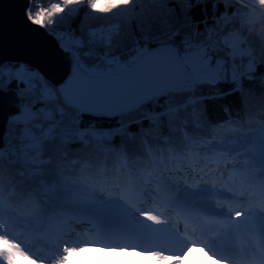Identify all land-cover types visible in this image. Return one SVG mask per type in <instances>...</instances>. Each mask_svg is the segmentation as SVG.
Segmentation results:
<instances>
[{"label":"trees","instance_id":"trees-1","mask_svg":"<svg viewBox=\"0 0 264 264\" xmlns=\"http://www.w3.org/2000/svg\"><path fill=\"white\" fill-rule=\"evenodd\" d=\"M226 7L233 18L226 24L222 21V27L230 30L233 23L245 30L253 27L249 0H231L227 6L221 2L219 11ZM171 8L174 13L168 12ZM236 8L242 10L238 15ZM189 16L197 21L211 18L212 0L193 5L190 11L180 2L134 0L108 16L90 12L83 3L55 18L47 31L75 29L86 42L77 58L80 66L89 75L101 76L118 73L143 52L164 45L180 55L186 43L197 39L191 35ZM165 18L171 27L162 23ZM200 27L204 30L203 24ZM253 31H264L259 19ZM186 34L191 37L187 42ZM208 55H215L211 48ZM236 55L239 59L238 51ZM261 69L264 65L251 73L254 80L244 78L243 92L234 90L231 82H194L188 91L167 92L110 117L82 114L60 99L67 134L47 142L42 155L36 153L27 163L5 161L0 169V235L40 249L47 235L61 240L60 234L75 233L71 213L85 218L84 210L92 206L94 197L114 196L135 210L155 211L176 199L178 187L186 191L194 181L214 188L226 185L229 192L264 208L257 183L264 172V152H248L264 135ZM88 224L93 234L86 236L96 239L95 223ZM104 235L113 242L122 236L118 230Z\"/></svg>","mask_w":264,"mask_h":264},{"label":"snow or ice","instance_id":"snow-or-ice-1","mask_svg":"<svg viewBox=\"0 0 264 264\" xmlns=\"http://www.w3.org/2000/svg\"><path fill=\"white\" fill-rule=\"evenodd\" d=\"M137 2L143 3L144 0H137ZM150 2L157 3L160 0H150ZM163 2L183 3L190 11L193 5L198 7L206 0H163ZM221 2L227 6L231 0H212L213 16L211 18L205 16L203 20L197 21L191 16L188 17L189 24L194 28L191 35L197 39L186 43L187 52L184 60L192 63L197 75H207L214 83L231 82L234 90L243 92L244 78L247 77L249 81L254 80L255 77L251 73L258 70V65H264V31L259 33L253 31L256 19L264 25V0H249L253 4L251 15L255 18L252 19L253 27L247 30L238 28L235 23L232 24L230 30L226 26H221L222 21L226 24L233 18V13L227 7L224 12L219 11ZM32 3L33 0H28L29 5ZM133 3L134 0H87L86 6L92 13L108 16ZM81 4H83L81 0H57V2L36 0L34 6L25 8L26 21L32 26L47 30L54 25L55 18L65 13L70 7L78 8ZM241 11L239 8L235 9L237 15ZM168 12L174 13L175 8L168 9ZM209 19L212 21L211 24L208 22ZM162 23L168 27L172 26L166 18L162 20ZM201 24L204 25V30L201 29ZM49 34L57 41L60 50L65 54H71L74 59L79 57L80 49L85 47L86 42L83 36H77L75 29L55 31ZM178 34L177 30L174 35ZM93 36H95L94 32ZM190 39L191 37L186 34L185 41ZM92 42L91 39L87 41L89 44ZM209 48L215 53L214 56L208 55ZM257 48H259V57L256 55ZM201 50L204 52L203 57L200 56ZM236 51L240 53L239 59H237ZM261 72V81L264 82V69H261ZM13 85L18 98V111L9 119L3 136L0 138V169L5 161L9 164H16L20 159L27 163L36 153L42 155L47 142L59 135L67 134V130L63 127L66 113L60 103L57 85L28 64L6 62L0 65V91H7ZM261 177H264V172L261 173ZM191 187L198 188L196 184ZM261 195H264V184L261 185ZM221 210L225 214L217 216V233L224 243V255H217L205 247H195L192 250L200 252L205 261L214 259L217 264H220L222 260L230 262L229 253L236 251L232 247L235 243L233 225L246 218L254 225L260 250L264 253V208H258L249 202V207L242 211L233 210L231 207ZM211 243L215 244V239ZM91 250L93 252L114 251L117 256L128 254L126 250L118 251L97 247H91ZM84 251H88V248H66L61 260L67 261V264H78L73 258ZM252 255H256L255 250ZM245 258L248 259L247 254ZM28 259L30 256L15 241L0 235V264H9L10 260L13 264H22ZM196 264H201V262L196 261Z\"/></svg>","mask_w":264,"mask_h":264},{"label":"rangeland","instance_id":"rangeland-1","mask_svg":"<svg viewBox=\"0 0 264 264\" xmlns=\"http://www.w3.org/2000/svg\"><path fill=\"white\" fill-rule=\"evenodd\" d=\"M185 53L186 49L182 51L179 58ZM183 66L186 71H188L187 65L183 64ZM194 82L214 83L207 75H205V78L201 81H196L194 79ZM252 144L253 146L248 151L249 153L251 151L264 152V135H261L260 138L258 137L255 143L253 142ZM257 183L258 186L261 187V185L264 184V177H260ZM191 184H196L198 188L190 187V189L185 191L182 190L183 187H178L177 197H175L177 199L171 203H165L166 205L157 206L155 211L148 208L135 210L114 196L110 198L94 197L95 199L93 200L92 206L84 210L86 219L81 217L83 215L79 217L71 213L70 216L73 219V226L76 230L75 233L65 232L60 234L62 237L61 240H56L54 236L47 235L46 241L40 249L37 248L35 244L30 243L23 245L17 242L20 248L30 256V259L23 261L22 264H67V261H62L61 257L64 255V250L66 248L73 247L77 249L88 248V251L81 252L79 256L73 258L78 264H165L166 262L162 260L161 256L164 252L167 253L174 247L172 244L174 240H167L168 229H170L174 238L178 239L179 243L183 245L189 244L187 238L190 241H197L196 233H200L202 235V240L199 242L205 247V237H209L208 240L210 242L213 241L214 238L211 239V235L209 236L201 230L192 228L191 224L193 223L190 216L182 215L179 217L169 206L176 200H179L180 195H192L190 198L194 200L193 202L195 205L193 204L192 206L196 211L192 210L193 213L191 214L200 217V212L203 210V212L207 214L206 220L210 219L211 222L217 224V216L225 214L221 209L226 210L231 207L233 210L242 211L249 207L250 201L247 198L229 192L226 185L223 188H214L208 183L198 184L194 181L191 182ZM185 200L187 201L189 199ZM185 200H182L181 204H179V208H184ZM252 205L255 206L253 203ZM153 217L155 219H153ZM89 221L91 223L94 222L95 227L98 229L96 236L92 235L96 237V239L86 236L89 232L93 234V230L88 229ZM189 223H191L190 226ZM99 228L104 230H99ZM107 230H118L122 236H118L115 242L112 240L110 241V239L104 235ZM216 232L217 229L214 233ZM233 234L235 243L232 247H234L236 251L232 253L236 257V260L230 259V262L220 264H264V253L260 250L256 229L250 221L245 218L235 223L233 225ZM97 237H99V239ZM203 241L205 243H202ZM91 247L115 249L118 251L126 250L128 254L117 256L114 251L93 252ZM195 247L200 246H192V248ZM253 250L256 252L255 256L252 255ZM193 252L197 258L202 256L198 251L193 250ZM246 254L248 255V259L245 258ZM203 263L217 264L216 260L205 261V258ZM9 264H13V261L10 260Z\"/></svg>","mask_w":264,"mask_h":264},{"label":"water","instance_id":"water-1","mask_svg":"<svg viewBox=\"0 0 264 264\" xmlns=\"http://www.w3.org/2000/svg\"><path fill=\"white\" fill-rule=\"evenodd\" d=\"M27 7L28 0H0V65L22 62L40 71L72 110L94 117L120 115L167 92L188 91L194 82L176 49L166 45L146 51L118 73L91 76L47 30L28 24ZM17 103L15 90L0 91V138Z\"/></svg>","mask_w":264,"mask_h":264},{"label":"bare ground","instance_id":"bare-ground-1","mask_svg":"<svg viewBox=\"0 0 264 264\" xmlns=\"http://www.w3.org/2000/svg\"><path fill=\"white\" fill-rule=\"evenodd\" d=\"M184 57H185V54L181 57V62H182V64L187 65L186 67L189 70L188 72L193 77V79H195L196 81H201L203 78H205V75H202V74L197 75V73L195 72V69L192 66V63L189 61H185ZM191 196L192 195H190V196L180 195L179 200H176L171 206H169V208H171L172 211H175L179 217H181L182 215L190 216L192 219L191 221L193 223V224H191L192 228L197 229V230H201L205 234H207L209 236L211 235V237H210L211 239L212 238L215 239V244L211 243L209 240H207V241L204 240L206 242L205 247L207 248V245L210 243L209 245H211L213 250H215L216 254L223 256L224 252H225L223 240L218 237L217 232L214 233L217 229V224L211 222L210 219H207L208 220L207 221L206 220V218H207L206 214L203 212V210L200 212V217H196V216H194V214H191V213H193L192 210L196 211L195 208L192 206L193 204L195 205V203L193 202L194 200L192 198H190ZM183 199L184 200L189 199L187 201L185 200L186 202H184V203H187V204L190 203V204H189V206L184 205V208L182 209V208H179L180 207L179 204H181ZM173 219H174V216H173ZM183 228H185V227H183ZM167 231H168L167 232L168 233L167 240L168 241L174 240V242H172V244L174 245L173 248H175V249L172 248L167 253L164 252V254L161 256L162 260L166 262L165 264H196V261H200L201 263L204 262V257L203 256H201L199 258L195 257L194 252L192 250L193 245H198L200 247H204V245L201 244V242L192 241V240L190 241L187 238V241L190 245L189 244L183 245V244L179 243L178 239L174 238L173 234L170 232V229H168ZM204 241L202 243H205ZM229 256H230V259L236 260V257L233 255L232 252L229 253ZM220 263H225V261L222 260ZM203 264H205V263H203Z\"/></svg>","mask_w":264,"mask_h":264},{"label":"clouds","instance_id":"clouds-1","mask_svg":"<svg viewBox=\"0 0 264 264\" xmlns=\"http://www.w3.org/2000/svg\"><path fill=\"white\" fill-rule=\"evenodd\" d=\"M81 2H83V3H87V0H81Z\"/></svg>","mask_w":264,"mask_h":264},{"label":"built area","instance_id":"built-area-1","mask_svg":"<svg viewBox=\"0 0 264 264\" xmlns=\"http://www.w3.org/2000/svg\"><path fill=\"white\" fill-rule=\"evenodd\" d=\"M252 18H255V17H252ZM186 52H187V47H186ZM183 56V55H182ZM189 71V70H188Z\"/></svg>","mask_w":264,"mask_h":264}]
</instances>
